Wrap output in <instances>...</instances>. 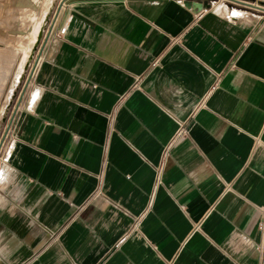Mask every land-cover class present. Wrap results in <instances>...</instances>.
Returning <instances> with one entry per match:
<instances>
[{
	"label": "crops",
	"instance_id": "obj_1",
	"mask_svg": "<svg viewBox=\"0 0 264 264\" xmlns=\"http://www.w3.org/2000/svg\"><path fill=\"white\" fill-rule=\"evenodd\" d=\"M210 1L60 5L5 129L0 264H264V0Z\"/></svg>",
	"mask_w": 264,
	"mask_h": 264
},
{
	"label": "rangeland",
	"instance_id": "obj_2",
	"mask_svg": "<svg viewBox=\"0 0 264 264\" xmlns=\"http://www.w3.org/2000/svg\"><path fill=\"white\" fill-rule=\"evenodd\" d=\"M49 1L47 2L46 0H22L21 1L22 12L18 16H17L18 8L16 9V11L13 12L12 11L8 12L7 8L5 9L0 8L1 17L7 13H10V15L15 14L17 16L16 27L14 29V33L16 34L17 37L15 43V50L22 51V55L18 57V60L17 59L11 60V57H9L10 59H8V57H0V159L3 158V152L7 146L5 129L7 128L8 120L18 104L25 82L29 80L32 70L38 58L39 46L41 41L43 40L42 31H44L50 26L51 21L56 17L59 11L60 5L64 3L68 5L71 3L72 0H54L53 5L48 10V13L46 15L45 25L43 30L41 31L40 38H38L37 42L34 44V47H32V50L28 51L27 49L29 48V45L31 49L32 40L34 41L35 39V36L33 35V27L38 20L40 21L41 19H43L44 16L43 12L47 9L46 6L49 5L47 4L49 3ZM1 17H0V29L4 28L6 25V23ZM24 52H26L27 54L29 52L31 54L32 52V54L23 72L24 68L20 69V65H21V60L24 57ZM2 58H5L3 64L1 62ZM16 61L18 64V68L17 71L15 72V77L16 79H18L19 76H21V74L23 73L22 76L20 77L19 80H16L15 83L13 82L3 83L5 80L9 78V74L12 75L13 72L15 71Z\"/></svg>",
	"mask_w": 264,
	"mask_h": 264
},
{
	"label": "bare ground",
	"instance_id": "obj_3",
	"mask_svg": "<svg viewBox=\"0 0 264 264\" xmlns=\"http://www.w3.org/2000/svg\"><path fill=\"white\" fill-rule=\"evenodd\" d=\"M47 2L49 1V0H46ZM46 2V3H47ZM53 2H54V0H50L49 1V3H47V4H49L48 6H46L47 7V9L43 12V19H41L40 21L38 20L36 23H35V25H34V27H33V35L35 36V39H34V41L32 40V45H31V49L30 50H32V47H34V44L37 42V40H38V38H39V36H40V34H41V31L43 30V28H44V25H45V19H46V15H47V13H48V10L51 8V6L53 5ZM45 3V4H46ZM46 4V5H47ZM33 39V38H32ZM28 47V46H27ZM30 56H31V54H30V52L27 54H25L24 55V57L22 58V60H21V65H20V69H23L24 68V65H26V63L28 62V60H29V58H30Z\"/></svg>",
	"mask_w": 264,
	"mask_h": 264
},
{
	"label": "built area",
	"instance_id": "obj_4",
	"mask_svg": "<svg viewBox=\"0 0 264 264\" xmlns=\"http://www.w3.org/2000/svg\"><path fill=\"white\" fill-rule=\"evenodd\" d=\"M216 1H218V0H211V1H210V4L213 5ZM55 19H56V18H54V19L51 21V24H50V26H49L47 29H45L44 31H42V32H43V33H42V39H44V38L47 36V34L51 31L52 27H53L54 24H55ZM65 31H66V26H61V27H59V28L55 31V34H56L57 36H60V35L64 34ZM34 69H35V66H34V68H33V70H32L31 75H32L33 72H34Z\"/></svg>",
	"mask_w": 264,
	"mask_h": 264
},
{
	"label": "water",
	"instance_id": "obj_5",
	"mask_svg": "<svg viewBox=\"0 0 264 264\" xmlns=\"http://www.w3.org/2000/svg\"><path fill=\"white\" fill-rule=\"evenodd\" d=\"M39 38H40V36H39Z\"/></svg>",
	"mask_w": 264,
	"mask_h": 264
}]
</instances>
